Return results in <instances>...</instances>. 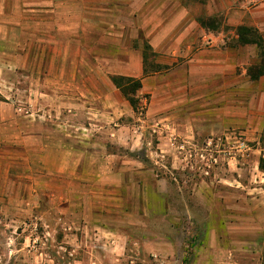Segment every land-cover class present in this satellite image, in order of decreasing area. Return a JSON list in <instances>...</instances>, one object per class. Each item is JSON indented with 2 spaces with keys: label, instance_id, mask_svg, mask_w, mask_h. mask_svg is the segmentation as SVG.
I'll use <instances>...</instances> for the list:
<instances>
[{
  "label": "rangeland",
  "instance_id": "374dc122",
  "mask_svg": "<svg viewBox=\"0 0 264 264\" xmlns=\"http://www.w3.org/2000/svg\"><path fill=\"white\" fill-rule=\"evenodd\" d=\"M42 1L0 0V264H264V96L235 100L218 69L201 68L219 38L240 45L238 27L261 35L249 14L229 27L221 0H182L174 25V0H67L59 25ZM64 138L148 170L112 249L98 218L55 187L19 195L17 173L40 177L43 145L57 174Z\"/></svg>",
  "mask_w": 264,
  "mask_h": 264
},
{
  "label": "crops",
  "instance_id": "0c3cea01",
  "mask_svg": "<svg viewBox=\"0 0 264 264\" xmlns=\"http://www.w3.org/2000/svg\"><path fill=\"white\" fill-rule=\"evenodd\" d=\"M252 1L256 5L252 8H247L246 2L243 0H234L233 5L231 3L226 4L221 0L219 6L222 11L226 12L225 24L229 27L241 25L248 13L251 17V25L258 29L264 41V0ZM182 2V0H174V6L180 14L178 19L174 21V25L188 14L184 2ZM129 3L127 1V6ZM230 5L234 8H232L231 13ZM39 6L47 9L49 13H54L58 18L57 24H65L67 0H43ZM122 8L125 9V6ZM241 15H244V17ZM97 20L86 18L85 21L93 24ZM52 23L55 24L56 21ZM234 39L237 41L238 36L234 35ZM194 61L195 59L193 58L189 64L194 65ZM260 61L261 59L255 45H237V47L231 48L226 45L223 38H219L218 50L208 51L206 57H203L201 68L218 69L220 87L226 90L233 89L235 100H237L236 97L239 96L243 89H250V98L253 99L259 94L264 96V74L256 79L251 77L253 69L261 67ZM250 66L254 67L249 68ZM208 81L211 82V79L206 78L204 80L206 87L209 86L207 84ZM236 93L238 94L236 95ZM178 122L180 121L174 118V125L178 124ZM28 134V139H32L31 137L36 138L34 134H30V132ZM44 139L48 140L43 138V143H45ZM64 139L59 151L62 153V157L59 158L56 165L57 174L53 175L52 170L46 166V158L49 155L46 152L45 145H43L42 149H40L42 153L39 156V159L43 161L40 167L42 178H40L41 175L37 179L32 177V165L19 169L20 172L17 173L16 183L20 186L19 192L23 189V192H20L19 195L24 196V191L26 190V196L32 202L41 201L45 200L46 197H51L50 188L51 186L55 187L57 191L54 192V196L52 195L53 198L74 201V203L78 202L76 206L81 212H84L87 216L98 218L99 224L97 227L110 236L112 235L110 242H108V246L112 249L117 244L115 236H120L118 238L123 237L117 231V228H120L123 223L122 218L129 216L128 211H126L125 200L129 199L128 195L130 192H136L139 195L141 188H144L142 192L143 190L145 191V187L147 189V182L149 181L147 179L150 177L148 170L140 162L126 161L122 157L107 154L105 150L103 152L96 151L93 149V145H89V143L82 150L76 148V144H72L67 138ZM29 145L25 149L26 154L32 150L36 151L32 148V145ZM25 160L30 161L32 159L28 158V160ZM26 165L30 164L26 162ZM176 165L178 167L179 162H176ZM135 201L139 202V197L138 199L136 197ZM143 206L145 207V204ZM137 207L138 209L136 208V210H139V205ZM112 215L118 217V220H114L113 223L119 222L114 225L113 229L108 228L106 225L103 226L105 222L102 221V218ZM113 233L117 235L114 236ZM125 238L123 237V239Z\"/></svg>",
  "mask_w": 264,
  "mask_h": 264
},
{
  "label": "trees",
  "instance_id": "16d2710c",
  "mask_svg": "<svg viewBox=\"0 0 264 264\" xmlns=\"http://www.w3.org/2000/svg\"><path fill=\"white\" fill-rule=\"evenodd\" d=\"M236 33L238 36L237 42H239L241 46L255 45V47L258 50L262 65L260 68H255V71H252V76H251L252 79H256L257 77L264 74V41L262 39V36L256 30L252 28H244V27H240V28L238 27L236 30ZM113 82L117 89L122 88V85L119 84L118 80H113ZM129 103L134 109V106H133L134 102L132 100H129ZM259 168L262 171H264V159L259 160Z\"/></svg>",
  "mask_w": 264,
  "mask_h": 264
}]
</instances>
